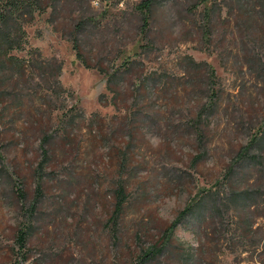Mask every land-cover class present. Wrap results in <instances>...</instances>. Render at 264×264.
Here are the masks:
<instances>
[{"label":"rangeland","instance_id":"1","mask_svg":"<svg viewBox=\"0 0 264 264\" xmlns=\"http://www.w3.org/2000/svg\"><path fill=\"white\" fill-rule=\"evenodd\" d=\"M143 1H33L12 18L25 37L21 70L1 69L0 264H139L156 245L147 264H264V0L253 29L238 0H151L142 31Z\"/></svg>","mask_w":264,"mask_h":264},{"label":"trees","instance_id":"2","mask_svg":"<svg viewBox=\"0 0 264 264\" xmlns=\"http://www.w3.org/2000/svg\"><path fill=\"white\" fill-rule=\"evenodd\" d=\"M0 81L3 80L7 81L5 79V73H4V67L6 65V61H10L14 64L15 67L19 68V70H21L22 66V62L23 60L19 57H16L14 55L11 54V51L14 48H20L23 49V40L25 37V31L22 27V25H19V30L15 31L11 28V21L12 18L16 15H19L20 12L25 11V9H30L31 13H34V9H31L33 6V1H37L35 3H39L41 0H0ZM208 0H203L202 2H207ZM238 4L240 5V7L247 12V28L248 29H253L256 28L258 26L259 23V19L254 15V13L252 12V8L255 5V3H253V0H238ZM38 5V4H37ZM152 5V1L151 0H146L143 1L140 4V9L142 10V20H143V24L141 26V30H146L148 25H149V14L148 11L151 8ZM195 6L197 7V4H195ZM263 24H264V19H263ZM141 31V32H142ZM18 43V44H16ZM188 59V58H187ZM189 59L194 62V60L189 57ZM3 69V70H1ZM189 75L191 76L192 80L197 81L198 79L197 77V73L188 70ZM209 74L211 76V78L215 77V71L212 67L209 66ZM16 75V74H14ZM13 76L9 77V79H12ZM212 93L209 95L208 100L205 102V104H203L201 106V109L198 112V119L202 120L205 117H208L210 112L215 108V104L217 103V98H218V93L216 90H214V86L212 87ZM263 136V135H262ZM262 136H255L252 140L251 143L248 146H245L240 154L238 155V157H245L248 156L250 154V151L252 149V145L254 142L259 141L260 139H262ZM49 138L45 137L42 140V162L40 163L41 169L44 167V165L48 162L49 160V154H48V149L46 148V143L48 142ZM259 155L255 153H253V155H251V157H257ZM19 196L21 199H25L26 198V193L24 192V190H22V188H19ZM43 196V191L41 189V184L40 182L38 183L37 186V197L36 200L34 202V204L32 205V208L35 209V207L37 206V203L39 202V200L41 199V197ZM126 188L124 185H120L117 189V202L115 205V210L114 213L111 217V223H117L118 218L120 217V214L123 211V207H124V203L126 201ZM204 194H196L189 202L188 204L185 206V208L183 210H181L178 214V216L176 217V219L174 220V222L172 223V225L170 226V228L166 231V235L169 234L171 235L173 233V231L175 230V228L179 225V223H181L185 218L188 217V215L194 210L195 206L204 198ZM28 236L29 233L27 232V230H21L18 234L17 240L19 243V246L22 248L21 250H23L26 245H27V240H28ZM165 245H161V246H152L151 248H149L148 250H146L143 253V256L140 258L139 264H147L148 262H150L152 259H154L156 256L155 255H159L161 253H163V250L165 249ZM18 264V263H16Z\"/></svg>","mask_w":264,"mask_h":264},{"label":"built area","instance_id":"3","mask_svg":"<svg viewBox=\"0 0 264 264\" xmlns=\"http://www.w3.org/2000/svg\"><path fill=\"white\" fill-rule=\"evenodd\" d=\"M95 4H100V0H95Z\"/></svg>","mask_w":264,"mask_h":264}]
</instances>
